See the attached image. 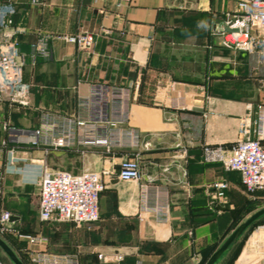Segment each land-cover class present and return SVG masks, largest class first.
<instances>
[{
    "label": "crops",
    "instance_id": "0c3cea01",
    "mask_svg": "<svg viewBox=\"0 0 264 264\" xmlns=\"http://www.w3.org/2000/svg\"><path fill=\"white\" fill-rule=\"evenodd\" d=\"M116 1L0 0L15 9L10 29L29 85L24 108L0 93V213H10L6 226L45 236L47 252L76 254L79 264H202L240 223L234 226L231 213L246 190L237 172L202 160L201 147L230 145L240 137L243 117L249 113L252 120L262 102L264 49L261 43L251 51L221 43L217 24L239 0ZM84 29L99 34L90 50L57 37ZM39 36H48L47 56L32 47ZM95 84L128 90V120L121 127L139 135L138 148L48 144L64 118L91 116L81 104ZM134 153L141 178L119 180L118 162ZM76 156L81 168L67 169ZM44 165L72 173L109 170L98 220L39 219ZM221 177L229 184L226 208L210 204L211 184ZM245 252L249 257L248 246Z\"/></svg>",
    "mask_w": 264,
    "mask_h": 264
},
{
    "label": "built area",
    "instance_id": "2783aa9c",
    "mask_svg": "<svg viewBox=\"0 0 264 264\" xmlns=\"http://www.w3.org/2000/svg\"><path fill=\"white\" fill-rule=\"evenodd\" d=\"M129 2L130 0H117L116 4L120 6ZM14 12L10 2H0V93L7 97L11 106L24 108L29 103V85L22 78L24 55L15 30L10 29L14 23ZM216 32L226 47L251 51L256 43H261L264 49V0H239L235 10L224 13V19L217 24ZM98 35V32L84 29L57 37L80 50H90ZM32 47L36 55L47 56L48 36H39ZM128 102L129 92L126 88L95 84L88 99L81 104L92 110L91 116L64 118L61 133L52 134L46 141L54 148L71 147L75 144L102 146L107 152L118 147L138 148L139 135L131 129L121 127L128 120ZM175 105L179 107L180 103ZM2 144L5 142L2 141ZM201 155L206 162H218L224 170L237 172L245 190L263 188L264 103L256 105L252 120L249 113L243 117L240 137L235 142L228 146L204 144ZM117 165L116 177L119 180L136 181L141 178L137 153L120 160ZM109 173L107 169L94 171L89 168L72 173L66 170H50L44 165L39 178V219L46 222L75 223L98 220L99 196L105 187L104 177ZM228 187V181L223 177L212 182V207L226 202ZM164 211L161 214L166 213ZM9 218V212L0 213V228L8 227L6 223ZM19 236L26 240V247L21 250L31 264H79L76 254L47 252L43 247L47 238L41 234L20 233ZM257 248L262 255L252 258L247 264H264V245L258 244ZM122 258L120 253L114 256L116 261ZM135 264L143 263L137 260Z\"/></svg>",
    "mask_w": 264,
    "mask_h": 264
},
{
    "label": "rangeland",
    "instance_id": "374dc122",
    "mask_svg": "<svg viewBox=\"0 0 264 264\" xmlns=\"http://www.w3.org/2000/svg\"><path fill=\"white\" fill-rule=\"evenodd\" d=\"M261 86V100L264 102V84L262 81H260ZM69 156V155H68ZM70 162H67L65 165L67 166V169H70L69 167H80L81 168V161L82 158L80 156H76L75 158H69ZM91 169H94V167H91ZM106 184V183H104ZM105 189V187H104ZM235 190L237 192L241 191L240 187H235ZM245 196L240 197L239 199L234 200V206L233 211L237 212L238 218H240L241 221H243L246 217H248L250 214L255 212L256 210L264 207V187L263 188H255L253 190L244 191ZM240 221V222H241ZM0 227H2V224H0ZM261 232L262 235L260 237H256V235H253L255 232ZM21 231L16 229H9L8 227L0 228V237L11 247V249L15 252V254L25 261V264H31L25 256L24 251L20 250V247L23 248V244L25 241V238L19 236ZM259 241V243H258ZM258 244L264 245V216L260 218L259 221H256L254 225L251 227L245 229V231L240 235V238L237 240L235 245H233L227 253L222 254L214 264H228L229 256L232 255V253L235 251V256L233 257L230 264H234L237 262L238 258L242 254L243 250L246 246L249 247V257L255 258L257 256H261L262 253L259 252V248H257ZM26 246V244H25ZM0 264H14L9 257L3 252V250L0 248Z\"/></svg>",
    "mask_w": 264,
    "mask_h": 264
},
{
    "label": "water",
    "instance_id": "95a60500",
    "mask_svg": "<svg viewBox=\"0 0 264 264\" xmlns=\"http://www.w3.org/2000/svg\"><path fill=\"white\" fill-rule=\"evenodd\" d=\"M229 30L228 27H225ZM220 208H226L228 205H218ZM264 214V207L256 210L243 221H241L226 237V239L210 254L204 264H214L215 261L222 255V253L243 233L247 227L252 224L259 216ZM10 220H12L10 218ZM0 248L9 257L14 264H24L23 261L15 254L11 247L0 237Z\"/></svg>",
    "mask_w": 264,
    "mask_h": 264
},
{
    "label": "trees",
    "instance_id": "16d2710c",
    "mask_svg": "<svg viewBox=\"0 0 264 264\" xmlns=\"http://www.w3.org/2000/svg\"><path fill=\"white\" fill-rule=\"evenodd\" d=\"M259 103H262V102H258L257 104H259ZM232 214V217H233V222H234V226L235 225H237V223L239 222V221H241L240 220V218H238L237 216H238V214H237V212H232L231 213ZM264 216V214H262L261 216H259L254 222H252V224H250L247 228H249V227H251L252 225H254V223L256 222V221H259L260 220V218H262ZM245 231V230H244ZM243 231V232H244ZM240 238V236L230 245V248L233 246V245H235V243L237 242V240ZM210 254L211 253H209L208 254V256H206L205 257V260L203 261V263L202 264H204L205 262H206V260H207V258L210 256ZM235 256V251L232 253V255H230L229 257V259H228V264H230V262L232 261V259H233V257ZM22 260V259H21ZM23 261V260H22ZM23 263L25 264V261H23Z\"/></svg>",
    "mask_w": 264,
    "mask_h": 264
},
{
    "label": "bare ground",
    "instance_id": "6f19581e",
    "mask_svg": "<svg viewBox=\"0 0 264 264\" xmlns=\"http://www.w3.org/2000/svg\"><path fill=\"white\" fill-rule=\"evenodd\" d=\"M243 252H244V250H243ZM243 252L240 255V257L238 258L236 264H247L251 260V257L248 258L247 253L246 252L243 253Z\"/></svg>",
    "mask_w": 264,
    "mask_h": 264
}]
</instances>
